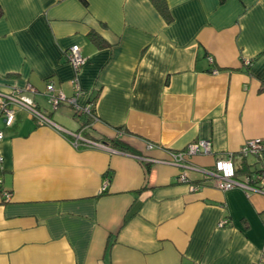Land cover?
Wrapping results in <instances>:
<instances>
[{"label":"crops","instance_id":"crops-1","mask_svg":"<svg viewBox=\"0 0 264 264\" xmlns=\"http://www.w3.org/2000/svg\"><path fill=\"white\" fill-rule=\"evenodd\" d=\"M164 3L169 22L152 0H0V92L51 121L12 104L6 126L0 111V264L264 263V193L202 172L228 153L235 170H264V150L238 154L264 138V0ZM47 83L75 102L53 107ZM94 97L93 116L76 113ZM65 131L134 152L77 148ZM200 139L212 153L188 156L192 168L160 162Z\"/></svg>","mask_w":264,"mask_h":264},{"label":"built area","instance_id":"built-area-1","mask_svg":"<svg viewBox=\"0 0 264 264\" xmlns=\"http://www.w3.org/2000/svg\"><path fill=\"white\" fill-rule=\"evenodd\" d=\"M65 59L68 63H70L76 71H78L81 64L84 63L85 58L81 54L78 45L72 46L65 52ZM211 61V57H209ZM250 61L245 60V64L249 65ZM217 70H213L216 72ZM74 78V85L78 88L76 81ZM29 89L31 87H28ZM20 91V90H19ZM45 96L48 102L53 106L56 107L61 103H68L73 104L75 102L74 97H67L62 91L57 90L52 83H47L45 89ZM14 104H17L20 107H23L28 111V113L38 121L40 124H50L51 121L49 118L44 115L38 108L33 106L30 103H27L17 97L15 94L12 93H3L0 92V111L3 116V121L6 126H11L14 123L16 111L13 107ZM90 109V105L82 108L77 109L79 112H86L88 113ZM68 139L70 143L74 147H95L98 149L106 150L109 152H121L112 148L110 145L106 144L103 141H96L91 139L85 135H83L82 131H75V132H67ZM4 137L3 130L0 129V142ZM148 149L153 148L155 145L151 142L146 144ZM262 150H264V138L256 137L247 140L239 149L238 154L242 157H247L249 155H258ZM212 153V145L210 140H196L194 142L189 143L184 149L178 151H169V159L160 161L167 164L175 165L182 169L192 168L189 164L186 163V158L188 156L196 155V154H210ZM233 156L234 154L228 153L226 155H221L216 158L213 169L211 170H202L204 176L209 179L213 186L220 190H230L233 188H239L244 191H255L264 193V189L259 186L253 185L250 181L249 177H246L243 180L237 179L235 177V167L233 163ZM146 161H151L147 157H143ZM3 161V156L0 152V163ZM159 161V160H158ZM257 179L259 180V184L264 182V175H256ZM178 180L182 182H187V177L185 172H180L178 175ZM108 179L104 180L102 185L101 191H104L107 187ZM191 188H197L196 186L190 185ZM4 197L9 200L10 193H4ZM226 223L225 219H222L218 222V227H222ZM262 256H264V249H262ZM264 264V263H258Z\"/></svg>","mask_w":264,"mask_h":264},{"label":"trees","instance_id":"trees-1","mask_svg":"<svg viewBox=\"0 0 264 264\" xmlns=\"http://www.w3.org/2000/svg\"><path fill=\"white\" fill-rule=\"evenodd\" d=\"M84 5H86V0H80ZM154 5L156 6L158 12L160 13V15L166 20V21H170L171 19V15L167 9V6L164 3V0H152ZM3 15V10L2 7L0 5V18ZM88 36L90 38V40L92 41V43L94 45H96L98 48H102L104 46H106V43L104 42V40L100 37V35L98 33H96L95 31H90L88 33ZM248 66V65H247ZM97 97V96H96ZM96 97H94L93 101H91L92 105L89 109L88 115L89 116H93L95 113V100ZM76 113H81L78 110L76 111ZM93 120H97L96 117H94L92 119ZM102 141L105 142L106 144L110 145L112 148L122 151V152H134L132 151L127 145L122 144L119 140L115 139V138H110V139H104L102 138ZM242 157V156H241ZM246 157V156H245ZM246 164V163H245ZM264 175V170H260V169H250L249 165H246L244 167L238 168L235 170V177L237 179L243 180L246 177L250 178V181L253 185L259 186L262 189H264V182H262V184H259V180L257 179L256 175Z\"/></svg>","mask_w":264,"mask_h":264},{"label":"rangeland","instance_id":"rangeland-1","mask_svg":"<svg viewBox=\"0 0 264 264\" xmlns=\"http://www.w3.org/2000/svg\"><path fill=\"white\" fill-rule=\"evenodd\" d=\"M84 62H85V61H84ZM81 65H82V64H81ZM81 65H80V66H81ZM79 68H80V67H79Z\"/></svg>","mask_w":264,"mask_h":264}]
</instances>
